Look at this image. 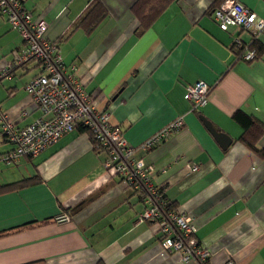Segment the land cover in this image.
<instances>
[{"label": "crops", "instance_id": "0c3cea01", "mask_svg": "<svg viewBox=\"0 0 264 264\" xmlns=\"http://www.w3.org/2000/svg\"><path fill=\"white\" fill-rule=\"evenodd\" d=\"M21 1L46 22L44 38L131 147L184 118L181 130L136 157L154 167L166 201L191 218L208 264H264V158L239 141L234 120L240 111L264 124V52L252 62L238 58L235 39L249 43L251 35L221 30L213 11L224 0H177L142 34L131 10L137 0H99L108 16L92 34L73 27L97 0ZM238 1L264 18V0ZM0 36L1 74L24 42L1 14ZM258 42L264 46V33ZM40 73L30 62L0 79V112L16 129L44 117L25 90ZM201 81L211 87L209 102L193 112L187 87ZM201 117L230 136L227 150ZM13 148L0 124V156ZM257 148L264 150V135ZM106 160L76 129L35 158L0 161V187L29 180L0 194V264H193L163 249L157 223L139 221L141 193L106 170ZM63 214L70 221L58 223Z\"/></svg>", "mask_w": 264, "mask_h": 264}, {"label": "built area", "instance_id": "2783aa9c", "mask_svg": "<svg viewBox=\"0 0 264 264\" xmlns=\"http://www.w3.org/2000/svg\"><path fill=\"white\" fill-rule=\"evenodd\" d=\"M0 12L24 41L20 56L5 67L0 79L9 77L22 63H39L41 73L25 86V90L33 104L44 113V117L26 128L16 129L10 118L0 112L2 135L14 146L12 151L0 156V161L16 164L23 157L35 158L83 126L94 135L100 151L106 154L105 169L113 171L134 190L146 192L143 200L146 208L139 221L159 225L163 249L179 254L186 263L192 260L193 264H208L211 253L198 240L191 218L178 211L166 210L169 204L153 182L154 167L136 157L139 151L149 152L181 130L185 126L184 118L175 119L138 148L131 147L120 127L111 123L110 113L99 108L77 77L68 71L56 44L44 38L46 22L34 21L21 0H0ZM213 17L223 31L237 28L255 36L264 33V18L238 0H224L213 11ZM234 45L244 47L240 38L235 39ZM257 58L254 48H247L241 57L246 62ZM210 94L211 87L201 81L187 87L185 98L191 103V110L197 112L208 104ZM189 168L195 172L199 165ZM56 221L66 223L70 217L63 214Z\"/></svg>", "mask_w": 264, "mask_h": 264}, {"label": "trees", "instance_id": "16d2710c", "mask_svg": "<svg viewBox=\"0 0 264 264\" xmlns=\"http://www.w3.org/2000/svg\"><path fill=\"white\" fill-rule=\"evenodd\" d=\"M176 1L177 0H137L131 9L133 15L139 21L137 33L142 34L147 29H149L152 26V24L156 21V19L158 17H160V15L169 7V5L172 4L173 2H176ZM0 14L2 15L1 12H0ZM2 16H4V15H2ZM107 16H108V11H107L106 7L99 0L94 1V3L89 8V10L84 14V16L81 17V19L78 21V23L73 28L81 27L88 34H92L98 28L100 23ZM234 48L237 52V56L239 59H241V57L243 56V54L245 53L247 48L256 49L257 53H258V58L264 52V46H262L258 42V36H255V35H251V41L249 43H244L243 48H237L235 45H234ZM30 62H34V61L22 63L20 66L27 64V63H30ZM234 120L243 129V135L240 137L239 141L245 147H247L250 151H252L255 155H257L258 157L264 158V150H259L257 148L258 141L264 135V124L260 123L259 121L255 120L254 118H251V117L245 115L244 113H242L240 111L234 115ZM77 129H79L80 132L89 133V135L91 136V141H92V145H93L94 150L97 153L101 152L100 151L101 148H100L98 142L96 141L94 135L89 131V129H87L83 126H80ZM34 179L35 180L38 179L37 181H40L39 178H37V177L36 178L34 177L32 180H34ZM120 179H122V178H120ZM28 183H29V180H24V181H21V182L12 184V185L0 187V194L4 193L5 190H11L12 191V190L23 189L27 186ZM138 191L141 193L142 199L144 200L146 192H143V190H138ZM160 191L163 194V191L161 189H160ZM163 197L165 199L164 194H163ZM86 203L87 202L80 203L74 209V213H77L81 209H83V207L85 206ZM168 204L169 205H168L166 210L177 211L176 207L173 204H170V203H168Z\"/></svg>", "mask_w": 264, "mask_h": 264}, {"label": "water", "instance_id": "95a60500", "mask_svg": "<svg viewBox=\"0 0 264 264\" xmlns=\"http://www.w3.org/2000/svg\"><path fill=\"white\" fill-rule=\"evenodd\" d=\"M201 120L203 121L209 132L212 134L214 139L219 143L221 148L223 150H227L232 143V139L230 138V136L224 132H221L218 128L214 126L212 122H210L206 118L201 117Z\"/></svg>", "mask_w": 264, "mask_h": 264}, {"label": "rangeland", "instance_id": "374dc122", "mask_svg": "<svg viewBox=\"0 0 264 264\" xmlns=\"http://www.w3.org/2000/svg\"><path fill=\"white\" fill-rule=\"evenodd\" d=\"M5 42H6V41H5V38L2 37V36H0V44L3 45Z\"/></svg>", "mask_w": 264, "mask_h": 264}]
</instances>
